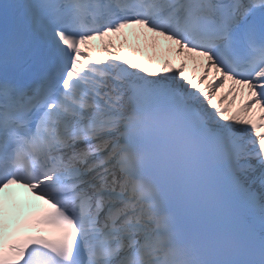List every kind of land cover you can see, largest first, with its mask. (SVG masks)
<instances>
[{
  "label": "snow or ice",
  "instance_id": "snow-or-ice-1",
  "mask_svg": "<svg viewBox=\"0 0 264 264\" xmlns=\"http://www.w3.org/2000/svg\"><path fill=\"white\" fill-rule=\"evenodd\" d=\"M11 7L0 264H264V0ZM25 58L34 74L9 76ZM9 189L43 211L19 220Z\"/></svg>",
  "mask_w": 264,
  "mask_h": 264
},
{
  "label": "bare ground",
  "instance_id": "bare-ground-1",
  "mask_svg": "<svg viewBox=\"0 0 264 264\" xmlns=\"http://www.w3.org/2000/svg\"><path fill=\"white\" fill-rule=\"evenodd\" d=\"M144 53V54H143ZM143 53H137L138 55H139V57H137V59H135V60H139L140 59V57H141V55H145V53L148 55V53L147 52H143ZM128 56V58H130V59H133V58H131V56L130 55H127ZM134 60V59H133ZM189 67H191V65L189 66ZM198 73H199V71L197 72V75H198ZM239 103H240V97L238 96L237 97V102H236V104H238L239 105ZM236 107V106H235Z\"/></svg>",
  "mask_w": 264,
  "mask_h": 264
}]
</instances>
